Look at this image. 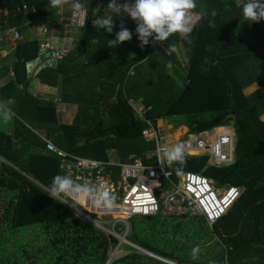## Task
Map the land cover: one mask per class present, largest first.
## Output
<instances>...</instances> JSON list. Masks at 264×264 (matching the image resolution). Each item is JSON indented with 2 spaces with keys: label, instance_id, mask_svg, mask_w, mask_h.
Here are the masks:
<instances>
[{
  "label": "trees",
  "instance_id": "trees-1",
  "mask_svg": "<svg viewBox=\"0 0 264 264\" xmlns=\"http://www.w3.org/2000/svg\"><path fill=\"white\" fill-rule=\"evenodd\" d=\"M98 2L85 0L88 21L83 29H74L79 36L76 47L57 66H46L37 74L43 88L38 96L31 91L27 62L40 56L41 38L27 36L25 30L40 25L54 28L59 8H52L50 0H0V7L10 11L23 5L39 11L35 17L0 16V31L15 26L25 32L12 64L3 69L12 70L14 77L0 85V102L16 114L10 121L0 118V264H168L136 246L177 264H193L191 249L213 236V251L201 264H264V20L247 29L242 6L232 0H196L194 12L204 8L209 15L201 16L186 37L173 34L165 41L171 50L167 54L163 48L156 52L138 47L137 25L130 16H116L112 33L95 28V18L111 15L98 8ZM213 10L218 15L216 27L210 28ZM121 22L133 38L111 44ZM180 42L190 53L187 64L175 50ZM57 90L68 106L79 107L70 122L62 121L54 102ZM132 100L143 104L146 118L155 124L181 116L191 132L234 126V163L212 165L208 154L186 153L183 171L202 172L219 188L237 185L245 192L213 228L193 216L131 218L127 238L135 246L126 245L130 253L111 260L119 239L47 194L54 176L65 172L60 167L63 159L47 152L46 139L75 156L145 158L156 143L146 141L148 123L140 120ZM179 166L166 163L174 182L180 180ZM163 182L167 189L172 185L168 179ZM190 226L192 242L187 244ZM116 227L126 229L122 223ZM27 231L44 244L30 243Z\"/></svg>",
  "mask_w": 264,
  "mask_h": 264
},
{
  "label": "built area",
  "instance_id": "built-area-1",
  "mask_svg": "<svg viewBox=\"0 0 264 264\" xmlns=\"http://www.w3.org/2000/svg\"><path fill=\"white\" fill-rule=\"evenodd\" d=\"M98 1V8L106 9L110 0ZM232 1L237 7L243 6L246 2V0ZM124 2L134 3V0H126L121 3ZM64 9L65 6L61 10V15L64 13ZM11 14L35 17L39 15V11L37 8H30L28 5L18 6L13 11L0 7V16L8 18ZM88 14L86 7L83 13L75 16L71 13V21L68 26L74 29H83L87 25ZM200 19L199 13L193 12V28H195ZM38 29L42 34L39 37V39L41 38V57L46 52L52 53V50L55 49V43L53 42V37V39L48 37L50 36V29L46 25H42ZM6 39H10L13 49H15L18 42L23 39V36L20 29L14 26L0 31V42ZM75 46L76 44H73L63 48L61 52L52 56L54 57L52 59H56L58 63L59 59L66 56ZM138 47L144 51L149 49V51L155 50L157 52L161 48L166 50L167 46L165 41L156 42L153 40L151 46H145L142 49L139 43ZM20 88H23L22 85H20ZM131 102L140 120L148 123V127L144 130L146 141H154L156 143V147L148 151L145 158L132 155V160L121 161L115 157L110 160H103L93 157L75 156L46 139L47 152L55 153L63 159L60 167L65 173L70 171L74 178L76 176L81 177V182L96 183L98 180H102L117 196L116 207L111 210L93 208L87 211L86 209L77 210L71 206L76 215L77 211H79L77 217L91 222L97 228L110 235H113V231L108 227L110 223L124 222L133 217H148L160 214L165 217H201L210 228L215 227L242 197L245 188L231 185L221 191L217 187L216 182L202 172L189 170L183 171L179 182H174L172 180L173 172L167 169L166 160L163 164L160 163L161 154L157 152V147L163 145L171 147L182 143L185 145L186 153L208 154L212 165H229L236 161V132H221L218 127L200 132L188 130L180 138L172 139L166 134L167 129L159 127V124H155L146 118L143 104L136 103L134 100ZM55 103L59 106L60 112H63V99L60 95L56 96ZM153 158L157 160L153 161ZM164 178L172 182L169 189L164 186ZM93 215H96V217H93ZM108 215L116 219L111 222H103L101 216ZM119 215L128 216V218L124 219L119 217ZM136 247L146 251L139 246ZM146 253L153 257L157 256L149 251H146Z\"/></svg>",
  "mask_w": 264,
  "mask_h": 264
},
{
  "label": "clouds",
  "instance_id": "clouds-1",
  "mask_svg": "<svg viewBox=\"0 0 264 264\" xmlns=\"http://www.w3.org/2000/svg\"><path fill=\"white\" fill-rule=\"evenodd\" d=\"M65 5L71 8L75 16L83 13L85 0H50L52 8L62 10ZM196 8V0H134V3L110 0L106 10L111 15L95 18L93 26L112 33L116 16H130L136 22L135 32L140 41V47L143 49L149 45L150 38L156 42H164L173 34H179L183 38L192 33L193 12ZM242 12L245 21L260 22L264 20V0H246L242 6ZM199 15L207 17L209 14L206 9L201 8ZM217 15L215 10L211 12L208 21L210 28L216 27L215 18ZM119 27L120 30L116 33L115 39L110 40L111 44L119 45L125 41H131L133 38V32L123 22ZM168 67H172L171 62ZM15 115V112L5 102H0V118L10 121ZM157 152L161 154V164L165 160L169 166L177 163L180 165L176 169L177 175L183 174V167L186 164L184 144H176L171 147L158 146ZM47 194L59 203L70 204L77 210L86 209L89 211L93 208L111 210L116 207L117 202L115 193L102 180H98L96 183L81 182V177L74 178L70 171L54 176ZM77 215H79V211H77ZM200 253L199 245L193 247L190 252L194 260L199 258Z\"/></svg>",
  "mask_w": 264,
  "mask_h": 264
},
{
  "label": "rangeland",
  "instance_id": "rangeland-1",
  "mask_svg": "<svg viewBox=\"0 0 264 264\" xmlns=\"http://www.w3.org/2000/svg\"><path fill=\"white\" fill-rule=\"evenodd\" d=\"M68 6V5H67ZM65 9H67V7H65ZM64 9V10H65ZM69 14V13H68ZM63 15L65 16V15H67V12L65 13H63ZM41 20V19H40ZM40 20H38V21H40ZM62 25H63V28H64V26H66V25H68L67 23H65V17H62V19H61V23L59 24V25H53L54 26V28L52 27V26H47L46 25V27H48L49 29H50V36L52 37L53 36V34L54 35H57L58 33H59V28H61L62 27ZM38 27H42V25H40V26H38ZM38 27L37 28H34V29H31V28H29V29H26L25 31H26V35L27 36H34V37H37V38H39L38 36H37V30H38V33H40V30L38 29ZM67 27V26H66ZM28 28V27H27ZM56 28H58V29H56ZM68 28V27H67ZM62 29V28H61ZM22 33V32H21ZM66 35L65 36H68V34H67V32L65 33ZM22 36H25V32H24V34L22 33ZM70 38V37H69ZM62 44H63V41H58V43H57V45L58 46H62ZM160 50H158L157 52H159ZM166 52L167 53H169L170 52V48L169 47H166ZM123 53H126V50H123ZM131 56H135V54H136V52L135 51H130V52H128ZM177 53V52H176ZM147 59L148 58H146V60H144V61H142L143 63L144 62H146L147 61ZM171 70H169V72H170ZM171 73H173L172 71H171ZM181 78V77H180ZM181 82H182V80H181ZM61 93V92H60ZM61 97H62V95H60ZM69 105V103H66L65 101H63V103H62V107L66 110V113H62L61 114V119H62V121L63 122H65L66 121V118H67V115H68V117L70 118H73V117H75V115H77L78 114V105H73V106H68ZM65 117V118H64ZM70 120V119H69ZM70 121H72V120H70ZM69 121V122H70ZM111 123H112V120H111ZM186 123H187V119H186V117H181V116H175V117H171V118H168L167 119V123H166V121L164 120H162V121H160L159 120V127H161V128H163V129H165V125L167 124V125H170V126H174L173 128H171L172 130H167V132H166V134L167 135H171V134H173L174 133V136L175 137H179L180 135H178L177 136V134H176V131L177 130H181L182 131V128H180V129H178L180 126H184V125H186ZM226 126H228V127H226V129H223V130H225V131H227V130H229L230 128L229 127H231V125H226ZM234 127V126H233ZM235 128V127H234ZM184 129V128H183ZM190 129V128H189ZM220 131H221V128L219 129ZM183 131H185V129L183 130ZM236 137H237V135H236ZM219 188V187H218ZM227 188V186H225V187H223V188H219V189H221V191H224L225 189ZM68 206H70V204H68ZM71 207V206H70ZM176 221H172L171 223L172 224H174ZM120 223H122L124 226H126V229H122V228H117L116 226H119V224ZM200 226V225H199ZM108 227L113 231V236H115V237H117L118 239H119V243L120 244H118V246H116L115 248H113L112 249V251H111V253H110V256H111V260H114V259H116V258H119V257H122V256H124V255H126L127 253H130V250L129 249H127L126 248V245H129V246H133L131 243V241L130 240H128V238H127V235L129 234V232H130V227H131V219H127L126 221H121V222H119V223H114V224H112V223H110L109 225H108ZM189 229H191V232H189V233H187V238H189V239H184V243H187V244H191V242H192V239L190 238V237H192V234H193V231H192V226H190L189 227ZM123 230V231H122ZM28 238H27V240H29L30 241V243L31 242H38V244H44V242H39L38 241V238L37 237H35L33 234H32V231H27L26 232V234H25ZM164 235H166L168 238H172V239H177V237H175L173 234H168L167 232L164 234ZM216 238H215V236H213V237H211V238H209V239H203V244L200 246V248H201V253H200V257L198 258V259H196L195 260V263H193V264H201L202 262H203V260L208 256V254L210 253V252H212L213 251V240H215ZM177 241H178V239H177ZM197 242V240H194V243H196ZM11 244V243H10ZM12 245V244H11ZM134 247V246H133ZM28 248L30 249L31 248V246H28ZM139 251H140V249H139ZM140 252H143V253H145V254H147L146 253V251H140ZM154 257H156L157 259H160V260H162V261H164V262H166V263H168V264H177L176 262H173V261H170V260H168V259H165V258H162V257H158V256H154ZM28 263V261H18L16 264H27ZM179 264V263H178Z\"/></svg>",
  "mask_w": 264,
  "mask_h": 264
},
{
  "label": "crops",
  "instance_id": "crops-1",
  "mask_svg": "<svg viewBox=\"0 0 264 264\" xmlns=\"http://www.w3.org/2000/svg\"><path fill=\"white\" fill-rule=\"evenodd\" d=\"M65 7H67V9H65L64 10V12L66 13L67 12V15H61V13H62V11H61V9H59L58 10V13L56 14V18H57V21L55 22L56 24H54V25H59L60 23H61V19H62V17H65V23H67L68 25L70 24V21H71V13H73L72 12V10H71V8L69 7V6H67V5H65ZM69 13V14H68ZM40 20V19H39ZM38 22H40V21H38ZM68 25H66V26H64V28H63V25H62V29L61 28H59V33L57 34V35H54L53 34V42L55 43V49L54 50H52V53H49V54H47L46 55V53L44 54V55H42L41 57H42V59H41V61H39V62H37V63H35V65H34V67H33V70H32V72H31V91L35 94V95H41L42 94V91H43V88H42V82H41V79H40V77H37V71L39 70V68H41V65H44L45 63H47V62H49L52 58H54V57H52V56H54L56 53H59V52H61V50L63 49V48H65V47H69L70 45H73V44H78L79 43V36H78V32L77 31H75L74 30V28H71L70 26H68ZM245 25H246V27H247V29L248 28H251L252 27V22H249V21H246V23H245ZM35 28H37V27H35ZM56 29H58V28H56ZM67 32V34H68V36H65L66 33ZM248 33L250 34V31H246V34L245 35H248ZM37 36L38 37H41L42 36V34L41 33H38V30H37ZM70 37V38H69ZM58 41H63V44H62V46L60 47V46H58L57 45V43H58ZM140 43V42H139ZM76 47V46H75ZM75 47H73L72 48V50L75 48ZM71 50V51H72ZM175 50H176V52H177V55H178V58L181 60V61H183L184 62V64H187V62L189 61V56H190V53H189V51L187 50V48L185 47V45H184V43L183 42H180L179 43V45H177L176 47H175ZM70 51V52H71ZM166 51V50H165ZM171 51V50H170ZM13 52H14V49H13V47H12V44H11V41H10V39H6V40H4L3 42H0V85H2V84H4V83H7L11 78H13L14 77V73H13V71L11 70H7V71H5V70H3L4 69V67L6 68L7 67V65L8 66H10L11 64H12V61H13V59H14V54H13ZM69 52V53H70ZM69 53H67L66 55H68ZM168 54V53H167ZM61 59V58H60ZM44 67H46V66H44ZM43 67V68H44ZM42 70V69H41ZM40 70V71H41ZM171 70V69H170ZM39 71V72H40ZM131 71H133V69L131 70ZM172 71V70H171ZM171 71L169 72L170 74H172L173 75V73H171ZM28 72V71H27ZM29 76V75H28ZM174 76V78L175 79H178L177 78V76L176 75H173ZM60 94H59V91L57 90V92H56V94H55V96H54V102H55V98H56V96H59ZM140 104H142L141 102H139ZM57 107H58V111L60 112V110H59V106L57 105ZM64 109V108H63ZM61 114L62 113H66V110L64 109V111L63 112H60ZM65 118V117H64ZM168 118H171V117H167V118H163V119H161L160 121H166V123H167V119ZM69 119H71V117L69 118L68 117V115H67V118H66V121L65 122H68L69 121ZM158 124H159V122H158ZM174 126H170V125H165V129H167L168 131L169 130H172L171 128H173ZM226 127H228V126H221V127H218V128H221V131H223V129H226ZM180 128H182V133H181V135H184L188 130H189V127L187 126V125H184V126H180L178 129H180ZM185 129V131H183L184 129ZM230 129H229V131H234V132H236V129L233 127V126H231V127H229ZM179 131H181V130H179ZM228 131V130H227ZM177 133V132H176ZM181 135L179 136V137H175L174 136V133L173 134H171V135H169L170 137H172V139H178V138H180L181 137ZM132 157V156H131ZM130 160H132V158L130 159ZM181 219H182V217H181Z\"/></svg>",
  "mask_w": 264,
  "mask_h": 264
},
{
  "label": "water",
  "instance_id": "water-1",
  "mask_svg": "<svg viewBox=\"0 0 264 264\" xmlns=\"http://www.w3.org/2000/svg\"><path fill=\"white\" fill-rule=\"evenodd\" d=\"M47 54H49V52H46V55ZM39 61H41V57L40 56H38L37 58H33V59H31V60H29L28 62H27V71H28V75H29V77L31 76V72H32V70H33V67H34V65H35V63H37V62H39ZM58 65V63H57V60L56 59H52L51 61H49V62H47V63H45L44 65H41V68H39V70L37 71V73H39V71L44 67V66H57ZM114 219H116V218H114L113 216H111V215H108V216H101V220L103 221V222H111V221H113ZM132 244V243H131ZM133 245V244H132ZM135 246V245H134ZM109 264V263H108Z\"/></svg>",
  "mask_w": 264,
  "mask_h": 264
},
{
  "label": "bare ground",
  "instance_id": "bare-ground-1",
  "mask_svg": "<svg viewBox=\"0 0 264 264\" xmlns=\"http://www.w3.org/2000/svg\"><path fill=\"white\" fill-rule=\"evenodd\" d=\"M219 129H220V128H219ZM223 131H225V130H223ZM223 131H221V132H223ZM228 131H229V130H228ZM176 132H177V133H176L177 136H178V135H181V133H182V131H179V130H177ZM119 217L124 218V219H127V218H128V216H123V215H119Z\"/></svg>",
  "mask_w": 264,
  "mask_h": 264
}]
</instances>
